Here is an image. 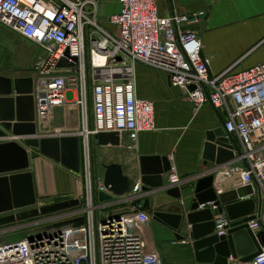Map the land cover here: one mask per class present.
Masks as SVG:
<instances>
[{"label":"built area","instance_id":"built-area-1","mask_svg":"<svg viewBox=\"0 0 264 264\" xmlns=\"http://www.w3.org/2000/svg\"><path fill=\"white\" fill-rule=\"evenodd\" d=\"M120 2V13L100 22L89 12L95 6L90 0H0V24L42 51L33 64L36 134L11 136L7 141L23 144L29 138L77 137L81 170L72 173L83 189L72 198H47L52 203L77 199L76 207L40 213L0 229V239L24 230L43 235L34 242L1 244L0 264H163L152 218L135 205L141 181L136 180L132 193L101 202L99 193L109 192L104 173L97 174L94 168L91 138L95 135L117 132L121 146L136 149L142 133L156 130L154 103L137 96L130 72L137 63L165 74L195 112L211 104L224 113L225 138L234 158L217 174L235 177V186L254 187L261 208L257 207L248 227L255 236L264 232V62L237 70L238 61L210 74L200 34L183 29L191 22L189 15L174 12L161 17L158 0ZM64 57L69 63L78 61L73 68H58ZM58 110L66 122L78 126H58ZM169 160L168 184H184L187 179L178 173L173 157ZM207 208L214 212L216 234L227 235L234 221L214 203L201 205ZM80 217L85 218L83 226L59 235L46 229ZM246 264H264V247Z\"/></svg>","mask_w":264,"mask_h":264},{"label":"crops","instance_id":"crops-1","mask_svg":"<svg viewBox=\"0 0 264 264\" xmlns=\"http://www.w3.org/2000/svg\"><path fill=\"white\" fill-rule=\"evenodd\" d=\"M90 1H93L95 6H90L89 12L100 22L121 11V0ZM158 10L159 15L165 18L174 12L190 17L201 14L206 16V30L202 31L201 29L202 20L184 24L183 29L200 34L203 55L209 60L210 74L221 73L238 61L240 64L237 70L247 69L264 62V0H158ZM0 32L3 34L2 38L0 37L1 46L2 42L15 53H18V44L29 49L26 61L29 58L32 61L34 54L41 51L38 45L1 24ZM2 51L3 49L0 48V52ZM5 66L7 68H0V76L13 80L33 78V67L11 68ZM130 72L136 80L137 96L154 103L156 130L142 133L139 137L138 147L129 150L136 164V174L131 176L124 170L125 175L135 181H141L142 171L146 175L155 176L153 171L162 167L160 159L167 158L170 163L169 157H173L172 161L176 165L178 173L187 179L180 186H170L167 181L168 171H166L162 174L163 185L160 187L146 186L147 189H145V185L141 182V196L135 202L136 207L142 211L145 210L144 212L152 218L156 246L163 264H246L240 258L230 257L226 260L218 258L217 254L212 253L209 247L196 248L194 241L186 234L185 230L179 233L169 223L154 220L153 216L155 212L174 217L180 215L178 208H181L183 203L186 209L191 206L194 194L191 189L193 183L197 179L209 175H215V178L223 177L222 186H219L215 180L218 193H226L242 187L235 186V177H227L225 174L213 172L219 167L218 159L214 157L215 161H209L205 158L208 153H211L210 150L206 151L209 137L214 136L218 139L219 136H225L224 121L226 117L224 113L217 112L211 104H206L198 112H195L192 104L183 99V92L172 86L165 74L150 67L137 63ZM16 97L18 95L14 92L13 86V93L7 98L16 99ZM12 115L14 118L11 123L15 124L17 123L16 105L14 111H10V116ZM63 117L62 111L58 110L56 112L58 126L63 124L62 127H65L66 123V127L73 129L78 126L79 123L69 124ZM117 148L113 146L94 148V168L97 174L104 173L105 164L118 163L124 169V161L121 157L117 156V159L115 158L117 161H112L109 158H102L100 155L102 149L114 150ZM123 148L129 147L123 145ZM32 149L38 153V157L30 160L29 171L34 177L36 193L43 201L53 196L72 198L83 192L81 184L75 180L73 173L68 168L41 155L38 149ZM215 151L216 148L212 150V153L215 154ZM143 157H158L161 162L159 160L142 162ZM224 159V157L220 159V162ZM228 163H233V159ZM228 163L226 162L221 167ZM167 187L180 188L181 199L169 196L164 189ZM147 204L150 205L148 210L145 208ZM225 216L228 217L226 213ZM184 227L189 226L186 224ZM179 235L188 242L180 243L182 240L178 238L181 237ZM240 246L242 247L243 244Z\"/></svg>","mask_w":264,"mask_h":264},{"label":"water","instance_id":"water-1","mask_svg":"<svg viewBox=\"0 0 264 264\" xmlns=\"http://www.w3.org/2000/svg\"><path fill=\"white\" fill-rule=\"evenodd\" d=\"M202 20L201 29L206 30V16L204 14L193 16L190 21ZM69 56V51L65 54ZM64 57L58 62V68L74 67L77 58L69 63ZM14 92L18 95L16 99L7 98ZM34 81L32 77L11 79L0 76V214L33 206L37 201L35 181L30 169V160L36 159L38 153L32 148L38 149L40 154L60 163L73 173L81 170L79 139L75 136H61L48 138H29L25 143L7 141L11 136H34L36 134L35 124V103L33 98ZM17 108V123H11L14 116L10 111ZM12 131V133H11ZM206 144V151L211 153L205 157L209 161L218 159L220 168L226 162L231 161L233 153L225 136L209 137ZM92 148L95 147L121 146L120 135L117 132H102L91 138ZM216 148L215 154L212 150ZM225 158L220 162V159ZM158 161V157L142 158ZM162 162H161V161ZM161 168L153 171V175H146L142 171L141 182L146 186L160 187L163 185L162 174L170 169L167 158L160 159ZM215 169L213 172H217ZM215 175H209L197 179L191 186L193 190V201L188 209L185 204L178 208L180 215L173 216L159 212L154 213V220L162 221L172 225L179 233L183 230L194 241L196 248L209 247L210 251L217 254L218 258L224 260L233 257L240 258L244 263L252 261L257 257L264 247V232L255 236L248 227V222L255 218L257 207L261 208V201L257 200L253 186L237 188L226 193H218L215 184ZM104 185L109 193H99V201H110L114 196H125L134 191L136 181L125 175L123 166L118 163L104 165ZM167 194L174 199H181L180 188H164ZM156 192V191H155ZM111 194V195H110ZM45 206L40 210L34 209L18 213L17 215L0 217V229L15 226L31 220L41 214H48L54 211L76 207L80 205L77 199H70L59 203L44 201ZM214 203L219 207L218 211L227 214L229 219L234 221L227 235L218 236L214 221V212L210 209H201V205ZM149 204V203H148ZM147 204L146 210L150 207ZM184 213H183V211ZM236 210V212H235ZM145 211V210H144ZM188 211V213H187ZM172 216V217H171ZM85 224V218L70 219L55 223L46 227L47 231L59 235L63 230L77 228ZM188 224L189 227H184ZM51 230V231H50ZM49 232H46L49 233ZM42 234L32 235L29 231H19L8 234L0 239V245H17L25 240L34 242L42 238ZM181 236V235H179ZM183 240L184 237H178ZM243 244L241 247L240 245Z\"/></svg>","mask_w":264,"mask_h":264},{"label":"rangeland","instance_id":"rangeland-1","mask_svg":"<svg viewBox=\"0 0 264 264\" xmlns=\"http://www.w3.org/2000/svg\"><path fill=\"white\" fill-rule=\"evenodd\" d=\"M2 36H3V34L0 32V37L2 38ZM1 44L4 47H2L0 45V48L3 49V51L0 52V68H7L5 65H7L8 67H11V68H14V67L32 68L33 63L42 55V52L40 51V53L34 54V59H32V61H30L31 60L30 58H29V60L26 61V59L28 58L27 57L28 53H29V49L27 47L22 46L21 44H18V53H15V52H12V49H9V47H7L2 42H1ZM10 59H12L11 63H9ZM5 62H7V64H5ZM62 125H59V126H62ZM108 150H113V149H102L100 151V155H102L103 153H105ZM110 160L117 161L116 159L115 160L110 159ZM37 197H38L37 201L33 206L23 208V209H13L12 211L0 214V217H7V216H12V215L14 216V215H17L18 213L30 211V210H34V209L40 210L42 207L45 206V203H44L43 199L40 198L38 195H37ZM58 200H60V199L55 200V202L59 203ZM60 202H62V201H60Z\"/></svg>","mask_w":264,"mask_h":264},{"label":"bare ground","instance_id":"bare-ground-1","mask_svg":"<svg viewBox=\"0 0 264 264\" xmlns=\"http://www.w3.org/2000/svg\"><path fill=\"white\" fill-rule=\"evenodd\" d=\"M33 77L35 76V73L32 74ZM129 150H133L132 148H123L118 147L117 149H114L112 151L108 150L105 153H103L101 156L102 158H110V159H117V156L121 157V159L124 161V170L131 176H134L136 174V164L134 162L133 156H131V153ZM118 157V158H119ZM217 183L219 186L223 185V177H216Z\"/></svg>","mask_w":264,"mask_h":264}]
</instances>
